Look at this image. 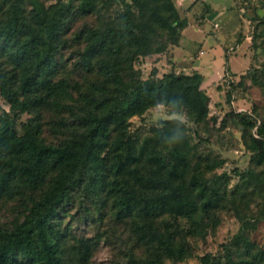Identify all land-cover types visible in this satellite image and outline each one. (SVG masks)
I'll return each mask as SVG.
<instances>
[{"label":"trees","instance_id":"1","mask_svg":"<svg viewBox=\"0 0 264 264\" xmlns=\"http://www.w3.org/2000/svg\"><path fill=\"white\" fill-rule=\"evenodd\" d=\"M25 1L8 9L0 3V57L11 68L0 75V96L11 110L0 116V201L24 193L34 196L22 222L0 229V264H87L91 251L84 244L76 261L67 259V235L59 228L74 192L104 197L118 220L133 223L138 242L150 248L136 264L184 260V244L177 241L181 222L200 228V222L213 216L212 222L219 223L230 179L224 173L208 180L198 165L193 168V148L182 121H164L141 143L130 126L133 118L158 106L177 114L185 111L198 124L209 118L210 97L199 71H156L148 79L135 71L138 59L166 55L179 45L192 5L149 10L150 4L171 0H119L123 8L111 21L76 30L79 19L100 15L98 0H57L50 6L40 0H28L26 6ZM71 38L81 46L83 69L96 78L78 99L69 80L59 78V55ZM245 76L223 78L218 89L236 90ZM46 106L66 108L75 118L77 131L61 143L46 142L30 124L17 129L21 115ZM257 133L249 149L262 165L264 125ZM240 177L235 195L247 183L264 190L257 173ZM223 248L225 264H264L263 251L235 261L231 249ZM219 263L209 254L199 264Z\"/></svg>","mask_w":264,"mask_h":264},{"label":"rangeland","instance_id":"2","mask_svg":"<svg viewBox=\"0 0 264 264\" xmlns=\"http://www.w3.org/2000/svg\"><path fill=\"white\" fill-rule=\"evenodd\" d=\"M19 0H0L6 9ZM23 1V0H22ZM47 6L57 0H40ZM67 1V0H64ZM171 0L165 3H153L147 9H161L175 6L192 5L189 12L198 8L200 0ZM219 9L232 8L242 15L244 29H250L254 43L250 47L253 63L246 73L243 85L231 89H221V99L210 98L209 118L203 123H194L185 111L175 113L171 108L158 106L150 109L142 117L131 120L130 133L138 142H142L151 135L153 128L161 126L164 121L180 120L186 124L185 135L193 148L192 166L198 165L205 173L206 179H213L217 175L227 173L229 186L226 193L229 201L225 209L218 210V222H212L213 216L191 225L181 222L177 241H182L186 257L182 261L166 260L167 264H199L200 258L213 255L219 264H225L226 245L231 249L235 261L249 259L253 253L264 252V190H255L251 183H247L241 194L236 193L240 185V174L247 171L257 173L264 182V164L258 165L253 160V152L249 146L253 138L258 137V128L264 125V0H212ZM29 6L28 0L25 1ZM100 15L86 19H79L75 29L87 26H99L111 21L122 10L119 0H98ZM137 12L138 5H132ZM204 9L200 16H204ZM207 13V12H206ZM253 22V23H252ZM192 26L195 22L192 21ZM217 29V28H215ZM230 32V31H229ZM205 39V47L209 50L207 60L212 58L213 66L228 69V74H238L247 70L250 59L246 44L236 50L232 58H226L225 49L212 36L196 35ZM70 39L69 45L61 51V66L59 78H67L73 86L75 99L80 93H86L96 80L94 74L86 72L80 57V44ZM232 42L236 43L235 40ZM156 56L140 58L135 62L136 75L148 79L159 71L155 66ZM214 58V59H213ZM11 71L5 58L0 57V75ZM230 71V72H229ZM233 77L231 76H226ZM224 76L222 77V79ZM72 107L75 102H67ZM4 112L10 113V106L0 96V116ZM11 116L13 114L11 113ZM241 119L247 121L243 124ZM75 118L69 110H55L49 107L33 108L30 113L21 115L17 120V129L22 131L23 125H33L39 135L49 143H61L77 131ZM261 187V184H259ZM257 186V185H255ZM34 195L24 193L11 199L0 201V229L11 230L24 220L27 206ZM104 197H98L87 192H74L71 200L66 204L60 219V230L65 238V252L69 261L77 260L81 245H87L91 257L87 264H136L147 258L150 248L140 244L135 236L134 225L129 220H118L115 212ZM217 217V216H216ZM209 222L211 224H209ZM239 241H236L238 240ZM251 245L253 248L247 246Z\"/></svg>","mask_w":264,"mask_h":264},{"label":"crops","instance_id":"3","mask_svg":"<svg viewBox=\"0 0 264 264\" xmlns=\"http://www.w3.org/2000/svg\"><path fill=\"white\" fill-rule=\"evenodd\" d=\"M195 1V0H194ZM212 0H200L198 8L194 11H188L187 17L189 26L183 31L182 38L178 46L170 48L166 55L156 56V67L159 74L168 73L175 70L176 73L190 74L193 71H199L204 76L202 89L213 100L214 96L221 99V90L218 89L223 84L222 77L231 76L240 77L250 70L253 57L251 55L252 36L250 29H244V19L242 15H238L236 9H219ZM193 2V1H191ZM204 9V16H200V12ZM192 21L195 26H192ZM215 24L219 28L215 29ZM230 31V32H229ZM197 34L212 36L225 49L226 58H232L236 50L246 44L250 59V65L247 70L238 74H228V69L222 66H213L215 61L206 59L209 50L205 47V39L197 38ZM233 40L236 43L232 42ZM233 50V51H232ZM232 51V52H231ZM204 52V54H201ZM214 59V58H213ZM230 72V71H229Z\"/></svg>","mask_w":264,"mask_h":264},{"label":"built area","instance_id":"4","mask_svg":"<svg viewBox=\"0 0 264 264\" xmlns=\"http://www.w3.org/2000/svg\"><path fill=\"white\" fill-rule=\"evenodd\" d=\"M215 28H219V25H218V24H215ZM232 51H233V50H232ZM232 51H231V52H232ZM201 54H204V52H201ZM224 78H226V80H228L227 77H224ZM228 78H230V77H228Z\"/></svg>","mask_w":264,"mask_h":264}]
</instances>
